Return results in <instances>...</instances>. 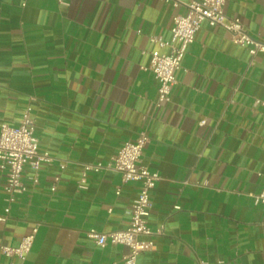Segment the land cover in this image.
<instances>
[{"label": "crops", "instance_id": "crops-1", "mask_svg": "<svg viewBox=\"0 0 264 264\" xmlns=\"http://www.w3.org/2000/svg\"><path fill=\"white\" fill-rule=\"evenodd\" d=\"M224 11L264 43V0H226ZM185 12L166 0H0V132L31 108L38 151L53 159L37 183L25 167L27 190L0 220V264L19 262L1 247L35 228L23 264H124L126 247L101 248L88 233L127 229L140 183L112 170L79 182L85 164H109L142 132L141 165L161 177L149 226L162 233L144 237L155 247L137 264H264V205L253 197L264 189V51L252 56L204 22L157 107L151 52L169 50L150 39L170 40ZM5 186L0 169V217Z\"/></svg>", "mask_w": 264, "mask_h": 264}, {"label": "built area", "instance_id": "built-area-1", "mask_svg": "<svg viewBox=\"0 0 264 264\" xmlns=\"http://www.w3.org/2000/svg\"><path fill=\"white\" fill-rule=\"evenodd\" d=\"M166 1L173 3L175 7L183 4L186 12L174 17L170 40H164L157 36L150 39L160 49L167 48L169 50L168 53H161L159 50L151 52L149 69L159 82L157 107L171 101L173 88L177 83L176 74L182 68L188 48L194 42L196 33L204 22L211 27H223L230 34L231 40L248 48L252 56L264 51V43L250 34L240 18L226 15L224 11L226 0H191L188 3H182L181 0ZM257 103L264 106V102L261 100H257ZM31 111V108L25 111L18 126H11L8 123L1 126L0 169L6 173L5 189L8 193L9 206L5 209L6 215L1 216L0 220L7 219L11 204L16 201V196L27 190L22 180L25 167L29 165L34 170L32 180L37 183L41 165L53 161L51 157L41 155L38 151V139L35 136V124ZM148 142L149 136L146 132H142L135 140L126 142L109 164H85L83 178L79 182L80 187H85L88 172L112 170L122 175L123 182L140 183L139 194L128 211L131 221L127 229L107 233L92 230L88 233V236L101 248L108 245L126 247L127 252L123 257L124 264H137L139 255L154 249V242L145 240L144 237L162 233L161 230L152 231L149 226L152 206L151 192L161 177L158 172H153L148 167L141 165L143 152ZM64 167L63 164L62 168ZM120 193L121 189L118 188L117 194ZM253 197L255 205H264V189ZM36 233L37 228L33 230L32 234L25 236L18 247L4 246L1 247V252L9 258L19 261L12 262V264H23L32 249Z\"/></svg>", "mask_w": 264, "mask_h": 264}]
</instances>
